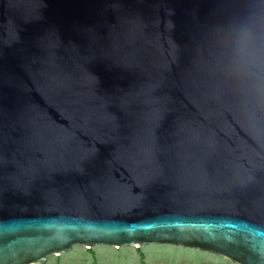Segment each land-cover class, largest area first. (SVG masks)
Masks as SVG:
<instances>
[{
	"label": "water",
	"instance_id": "1",
	"mask_svg": "<svg viewBox=\"0 0 264 264\" xmlns=\"http://www.w3.org/2000/svg\"><path fill=\"white\" fill-rule=\"evenodd\" d=\"M76 244L264 264V0H0V264Z\"/></svg>",
	"mask_w": 264,
	"mask_h": 264
},
{
	"label": "rangeland",
	"instance_id": "2",
	"mask_svg": "<svg viewBox=\"0 0 264 264\" xmlns=\"http://www.w3.org/2000/svg\"><path fill=\"white\" fill-rule=\"evenodd\" d=\"M44 264H237L214 253L172 244L114 247L76 244Z\"/></svg>",
	"mask_w": 264,
	"mask_h": 264
}]
</instances>
